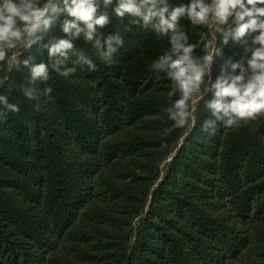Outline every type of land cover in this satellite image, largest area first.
<instances>
[{"label": "trees", "instance_id": "trees-1", "mask_svg": "<svg viewBox=\"0 0 264 264\" xmlns=\"http://www.w3.org/2000/svg\"><path fill=\"white\" fill-rule=\"evenodd\" d=\"M75 45L96 69L50 70L39 100L23 96L27 68L0 66V95L19 106L0 105V264H264V117L204 131L209 93L195 126L174 128L179 94L151 68L166 39L134 28L111 64ZM220 46L213 78L235 50Z\"/></svg>", "mask_w": 264, "mask_h": 264}, {"label": "clouds", "instance_id": "clouds-1", "mask_svg": "<svg viewBox=\"0 0 264 264\" xmlns=\"http://www.w3.org/2000/svg\"><path fill=\"white\" fill-rule=\"evenodd\" d=\"M109 26L115 30L105 35ZM54 27L63 35L46 41ZM134 28L167 40L151 68L172 82L169 96L179 94L167 109L174 128L190 122L194 127L195 105L209 93L206 108L213 119L204 122V131L214 133L218 122L231 128L264 117V0H0V66L27 68L31 86L22 88L23 96L39 100L35 85L47 82L50 70L67 79L77 66L96 69L76 41L82 39L100 61L111 64ZM229 44L235 50L213 78V66L224 56L220 45ZM33 46L46 51V61L20 59ZM51 92L48 87L42 94L51 98ZM0 105L19 112L6 96L0 95Z\"/></svg>", "mask_w": 264, "mask_h": 264}]
</instances>
